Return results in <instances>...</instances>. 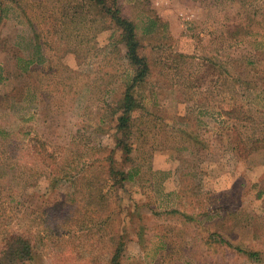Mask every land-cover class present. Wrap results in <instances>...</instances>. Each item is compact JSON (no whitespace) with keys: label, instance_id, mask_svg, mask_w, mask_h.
<instances>
[{"label":"rangeland","instance_id":"374dc122","mask_svg":"<svg viewBox=\"0 0 264 264\" xmlns=\"http://www.w3.org/2000/svg\"><path fill=\"white\" fill-rule=\"evenodd\" d=\"M23 227L30 264H264V0H0V245Z\"/></svg>","mask_w":264,"mask_h":264},{"label":"trees","instance_id":"16d2710c","mask_svg":"<svg viewBox=\"0 0 264 264\" xmlns=\"http://www.w3.org/2000/svg\"><path fill=\"white\" fill-rule=\"evenodd\" d=\"M105 9L107 12H110V8L105 7ZM115 19L123 31V38L127 47V56L134 66V76L131 78L132 83L124 96L121 106L118 107V109L121 110L117 117L119 120L118 127L121 129L123 135L126 136L130 120L128 112L133 108V94L130 93V88L136 84L135 82H137L142 75H144L146 72V64L143 57L139 53L141 44L140 40L137 38L134 23L123 17H115ZM104 159V173H106L108 179L112 182L117 179L123 183V181L129 178L125 171L115 166L112 151H110ZM85 168L88 171L91 168V162ZM113 185L114 184H111V187H113ZM108 218H110V216ZM102 221L107 223L105 217ZM87 225L86 221L84 227ZM36 241L37 239L35 235L27 227H23L21 229L13 228L12 230L7 231L1 238L0 264H30L35 258L34 250ZM115 251L113 259L116 260L119 249H115Z\"/></svg>","mask_w":264,"mask_h":264}]
</instances>
